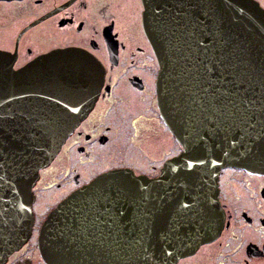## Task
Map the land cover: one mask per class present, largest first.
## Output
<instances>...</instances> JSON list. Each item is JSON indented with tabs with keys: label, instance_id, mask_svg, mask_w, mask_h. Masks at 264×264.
<instances>
[{
	"label": "water",
	"instance_id": "water-1",
	"mask_svg": "<svg viewBox=\"0 0 264 264\" xmlns=\"http://www.w3.org/2000/svg\"><path fill=\"white\" fill-rule=\"evenodd\" d=\"M154 1L145 2L143 30L159 63L158 109L182 151L156 177L114 170L72 192L41 227L47 264H175L221 234L223 169L264 176V152L252 143L259 125L229 115L243 107L234 96L221 97L226 106L216 112L203 98L208 77L220 81L209 93L264 103V9L255 0ZM14 64L0 51V264L30 237L40 172L91 112L105 79L100 61L73 47ZM116 192L112 217L97 197Z\"/></svg>",
	"mask_w": 264,
	"mask_h": 264
},
{
	"label": "flooded vegetation",
	"instance_id": "flooded-vegetation-1",
	"mask_svg": "<svg viewBox=\"0 0 264 264\" xmlns=\"http://www.w3.org/2000/svg\"><path fill=\"white\" fill-rule=\"evenodd\" d=\"M122 1L0 0V16L9 13L16 21L25 23L20 27L15 21L10 28L11 33L13 30L15 34L19 31L15 50L0 47L1 52L14 57L16 70L49 52L71 47L94 56L105 69L104 84L93 109L66 140L52 163L40 172L33 189L34 223L30 237L21 248L8 256L3 264H47L39 249L41 227L56 206L96 176L114 170H131L136 175L156 177L166 161L182 151L180 148L177 154L169 155L163 160H148L149 165L144 167L124 162L101 170L88 180H82L81 174L75 172L77 167L71 165L72 157L81 162H88L96 151L99 153L113 141L111 125L116 122L120 124L122 116L118 118L120 121L116 117L119 111L127 104L131 105V102L138 108L143 105L141 109L146 108L147 112H151V119L157 122L161 129L167 130L170 138H173L158 110L156 79L159 63L143 30L142 15L148 0H134L135 11L127 7V13L118 14L124 6ZM162 1L155 0L154 3L158 5ZM255 1L264 9V0ZM120 25L124 28L122 32L119 30ZM126 44L135 47V51L131 53L129 50L130 53L125 54L126 49L128 50ZM48 45L51 49L43 52L41 48ZM118 68L120 70L114 73ZM121 114L123 115V111ZM147 117V114H140L130 120L124 118V132L128 130V141L136 143L148 135L144 127L149 124L145 121ZM126 120L128 123H125ZM62 154H66V163L69 164L62 180L66 179L63 182L67 183L68 187L71 184L73 186L64 197L56 200L52 206L47 204L46 209L42 211L37 206L41 194L57 183L45 185L44 180L54 179L52 171L48 170H52L54 163L60 161ZM238 174L242 176L237 177ZM232 179L240 185L241 192H235L231 188ZM62 183H57L56 187H66ZM219 199L225 211V224L221 234L216 240L200 245L193 253L180 258L175 264H182L183 260L196 257L206 248L207 257L211 258L207 264H264V176L235 168L222 170L219 177ZM216 242L218 245L213 246Z\"/></svg>",
	"mask_w": 264,
	"mask_h": 264
},
{
	"label": "rangeland",
	"instance_id": "rangeland-1",
	"mask_svg": "<svg viewBox=\"0 0 264 264\" xmlns=\"http://www.w3.org/2000/svg\"><path fill=\"white\" fill-rule=\"evenodd\" d=\"M122 3L124 5L123 9L121 8V10L118 11V14L122 12L127 13L128 12L126 9L127 7H131V11H135L134 0H123ZM130 13L137 14L135 12H130ZM0 14H2V12H0ZM136 16L138 17L139 15L137 14ZM95 20H97V18ZM15 21L16 19L13 18L12 15L9 13L0 16V47L1 48H6L9 50L16 49V44H17L16 41L19 31L16 34L14 33V30H13L14 34L10 32V28L12 27V25H14ZM16 23L19 24L20 27L25 25V23H21L20 20L16 21ZM123 25H120L119 30H121V32L124 30ZM28 47H26V49H28ZM126 48H128V50L126 49L125 54L130 53L129 50H131V53L135 51V47L134 48L132 46L129 47V45L127 44H126ZM50 49H51L50 45H48L46 48H41L43 52L48 51ZM13 67L14 69L16 68L15 64ZM119 70L120 68L115 69L114 73L118 72ZM141 108H143V105L138 108L137 106L135 107L131 102V105L127 104L122 110L119 111L116 118L118 119L120 116H122L120 124L119 122H116V124L114 123L111 125L113 128L111 134L113 141L110 144H108L106 147L102 148L99 153H96L97 152L96 151L95 155L90 157V161L81 162L79 161V159L75 157L71 158L73 160L71 161L72 162L71 165L77 167L78 170L75 172H79L81 174L82 180H88L90 177L95 176L99 171L110 168L115 165L123 164L124 162L125 164L135 163L140 167H144L149 165L148 160L151 161L157 159L163 160L169 157V155L177 154V152L181 148L180 144L174 139V137L172 139L170 138L171 135L167 130L161 129L158 123L157 122L155 123L151 119L152 118L151 112H147L146 108L144 109ZM121 111H123V115L121 114ZM140 114L148 115L145 121L149 124L144 125V127H146L147 130L146 133H148V135L146 137L140 138V141L136 143L132 141L130 142L128 141L129 138L126 137V133L128 130L124 132L125 129L124 118L126 117V119L130 120L132 117H135ZM125 123H128V121L126 120ZM169 150H171V152H169ZM76 154L78 153L76 152ZM156 164H158V162H156ZM68 165L69 164L66 163V154H62L60 161H56L54 163V166L52 167V170L51 169L48 170V172L52 171L51 175H54V179L47 178L46 180H44V184L50 185L54 182L62 183L64 180H66V179L62 180V176ZM253 175H257V174H253ZM238 176L241 177L242 175L238 174L237 177ZM231 181H232L230 183L231 188H233L235 192H241L240 185H238V183L234 179H232ZM57 183H55L49 191H46L41 194V198L37 206L42 211L46 209L47 204H51L52 206L56 200L60 199L61 197H64L69 192L70 190L69 188L73 186V184H71L68 187L66 185L67 183L63 182L62 184L66 185V187L64 186V188L63 187L59 188L56 187ZM216 245H218V242L214 243L213 246ZM207 250L208 249L206 248L205 250L200 251L199 254L192 259L183 260L182 264L209 263L211 258L207 257L208 256Z\"/></svg>",
	"mask_w": 264,
	"mask_h": 264
},
{
	"label": "snow or ice",
	"instance_id": "snow-or-ice-1",
	"mask_svg": "<svg viewBox=\"0 0 264 264\" xmlns=\"http://www.w3.org/2000/svg\"><path fill=\"white\" fill-rule=\"evenodd\" d=\"M205 67H207V65H205ZM204 82L207 83V88L204 89L203 98L207 101L212 111H220L226 106L221 97L227 98L234 96L239 104L243 105V107L239 109L238 116H234L231 112H229V115L238 119L243 125H247V128L255 130L257 125H259L260 132L256 133V138L252 139V143L264 152V103H260L257 109L255 107V101L249 100L246 95L233 93L227 89L224 91L216 89L214 92L209 93L208 89L212 88L220 81L216 80V83H213L208 77H205ZM217 101H220V103H217ZM231 102L232 101L229 100V103ZM249 136L251 138L252 134L249 133ZM101 198L107 205L104 212L114 217L116 212L119 211L120 193L116 192L115 196H113L112 193H102V197H97V199L99 200ZM109 205L111 207H109Z\"/></svg>",
	"mask_w": 264,
	"mask_h": 264
}]
</instances>
